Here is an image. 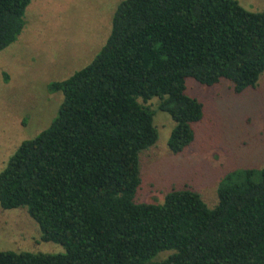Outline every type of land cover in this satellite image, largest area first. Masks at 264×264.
<instances>
[{
  "label": "trees",
  "instance_id": "obj_1",
  "mask_svg": "<svg viewBox=\"0 0 264 264\" xmlns=\"http://www.w3.org/2000/svg\"><path fill=\"white\" fill-rule=\"evenodd\" d=\"M30 2L0 0V51L22 31ZM263 71L264 8L122 0L93 60L49 83L63 95L55 118L0 171L1 208L25 207L40 239L63 251L0 250V264H264V167L226 173L212 207L186 187L162 203L135 198L139 154L158 137L150 98L174 121L167 145L177 154L203 117L187 77L226 79L239 93Z\"/></svg>",
  "mask_w": 264,
  "mask_h": 264
},
{
  "label": "rangeland",
  "instance_id": "obj_2",
  "mask_svg": "<svg viewBox=\"0 0 264 264\" xmlns=\"http://www.w3.org/2000/svg\"><path fill=\"white\" fill-rule=\"evenodd\" d=\"M121 1L31 0L28 4L22 31L0 51V171L23 140L55 118L63 95L49 91V83L68 78L93 60ZM238 1L248 10L264 8V0ZM185 85V92L202 103L203 117L193 125V141L180 153H172L167 145L174 121L158 109L157 97L147 101L158 137L139 154L142 182L137 201L162 203L166 192L186 187L212 207L226 173L264 167V71L254 87L239 93L226 79L208 86L187 77ZM0 250L59 252L63 247L40 239L25 207L0 206ZM161 254L166 251L153 259Z\"/></svg>",
  "mask_w": 264,
  "mask_h": 264
}]
</instances>
